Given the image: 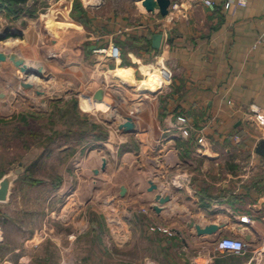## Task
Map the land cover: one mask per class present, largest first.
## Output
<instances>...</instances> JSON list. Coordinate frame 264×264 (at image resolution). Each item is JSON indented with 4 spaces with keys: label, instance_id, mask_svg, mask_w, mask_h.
I'll list each match as a JSON object with an SVG mask.
<instances>
[{
    "label": "crops",
    "instance_id": "1",
    "mask_svg": "<svg viewBox=\"0 0 264 264\" xmlns=\"http://www.w3.org/2000/svg\"><path fill=\"white\" fill-rule=\"evenodd\" d=\"M171 1L180 2L176 16L148 12L139 0H29L19 6L17 15H8L5 9L0 13L29 22L42 17V10L52 3L53 24L64 32L73 28L78 30L76 35L81 34L78 49L83 60L94 62L88 53L93 57V52L103 53L99 49L117 44L121 49L118 61L103 54L94 65L114 69L111 74L120 83L141 91H159L152 98L156 118L152 128L140 117L142 110H147L141 103H134L129 111L136 128L149 135L118 129L126 142L118 146L116 157L107 158L105 170L93 175L103 176L114 187L116 203L115 209L109 206L111 215L103 210L105 215L82 223L102 235L101 251L92 253L90 260L98 258L102 264L107 257L115 258L116 264H264V157L256 151L262 141L260 130L248 115L251 104L264 108V42H258L264 34V0H247L244 6L214 0L215 9L201 0ZM60 9L68 10L70 21ZM159 33L162 40L155 48L153 37ZM92 45L96 49L89 47ZM159 64L165 73L151 77L149 69ZM146 74L148 77L137 79ZM14 80L8 64L0 62L3 106L8 102L12 106L19 94L25 95ZM123 90H113L112 95L124 100ZM104 91L106 96V88ZM55 99L49 97L50 106ZM45 110L47 115L51 107ZM1 111L0 115L13 117L26 110L12 106L5 114ZM180 114L191 125L188 137L173 126ZM58 130L60 126L52 128L53 137ZM59 140L24 142L19 161L25 167L23 174H30L32 166L50 152L70 147H61ZM98 144L88 148L85 159L74 164V172L69 169L64 176H90L84 174L87 168L91 172L100 168L104 146ZM133 168L140 169L141 176L130 175ZM149 179L158 185L157 190L149 191ZM123 185L124 196L120 194ZM79 187L68 196L75 195ZM64 191L59 189L56 195ZM157 193L170 195L160 212L152 209ZM11 196L12 190L9 200L0 202V264H28L27 246L47 243L48 230L53 241H59L62 234L46 221L31 235L28 217H24L28 209L20 213L23 220H16L9 204ZM191 216L201 225L222 227L216 233L198 235L195 228L187 226ZM102 218H107L108 224ZM68 219L65 224L70 227L71 217ZM153 224L164 225L173 234L151 232ZM72 228L76 229L75 222ZM10 230L21 233L14 247L10 246ZM107 238L113 239L115 247H110ZM220 238L243 240L247 248L241 252L215 250ZM69 239L75 242L76 237Z\"/></svg>",
    "mask_w": 264,
    "mask_h": 264
},
{
    "label": "rangeland",
    "instance_id": "2",
    "mask_svg": "<svg viewBox=\"0 0 264 264\" xmlns=\"http://www.w3.org/2000/svg\"><path fill=\"white\" fill-rule=\"evenodd\" d=\"M45 7L42 17L29 19V22L17 21L14 17L8 18L4 12L0 13V35L7 37V40H0V48L16 51L29 61L40 60L46 65L43 76L33 80L34 88L25 90L19 84L25 90V95L19 94L18 101L12 106L26 110L22 113L24 116L21 117V113L13 117L0 115V178L18 165L24 153V142L36 143L42 138L44 141L55 138L60 139L61 147L69 145L66 150H56L54 154L50 152L40 163L32 166L30 174H23L15 181L12 202L9 203L13 205L12 215L21 221V211L28 209V214L24 217H28L26 219L31 235L46 221L48 226H55L56 233L62 234L58 243V240L51 239L52 232L48 230L50 234L46 237L47 243L27 246V254L31 257L28 264H102L98 258L96 261L90 260L92 253L99 254L101 251L99 243L102 235L98 229L84 228L82 223L85 220L91 223L97 216L105 215L103 210L108 211L109 215L113 213L109 206L115 209L114 187L103 176H93L94 170L91 172L88 168L84 174L90 176L64 174L69 169L72 171L75 163L85 159L88 148L98 143L104 146L100 151L103 157L117 156L118 146L126 142L125 137L117 132L118 124L129 115L134 103H141L142 108H147L140 115L145 121L140 120L144 121L147 128H152L156 122L152 98L159 91H141L136 86L120 83L111 74L114 69L103 68L102 64L95 66L98 63L97 57L101 59L104 53L93 52V57L88 53V58H93L94 62L83 60L78 49L81 34L76 35L78 30L73 28L65 32L59 29L53 24L54 4ZM60 11L70 21L68 10ZM9 65L14 82H19L13 74L14 66L11 63ZM159 66L160 64L155 65L150 70ZM146 77L148 74L137 79ZM99 88H106L107 91L102 101L93 97ZM117 89L125 90L124 100L112 95V91ZM36 90L45 93L40 95ZM49 97L56 98L51 106ZM12 106L10 102L3 106L0 100L2 114L9 112ZM50 107L51 110L46 115L45 109ZM56 126H60V130L53 137L52 128ZM135 132L141 133L138 129ZM148 135L141 133L144 137ZM133 144L138 146L135 141ZM79 172L77 171V175H80ZM140 174V169L134 168L130 173L132 176H141ZM76 186L79 187L77 193L68 196V192ZM59 189L65 190L61 196L56 195ZM70 217L68 227L65 221ZM102 221L105 225L109 222L107 218H102ZM74 222L76 229L73 230ZM9 233L12 239L10 246L14 247L15 242L20 239V230H10ZM72 236L76 239L75 242L71 239L70 243L69 238ZM116 236L114 233L113 237ZM119 236H123V233ZM107 241L113 247V239L107 238ZM122 248L126 250L127 247L124 245ZM104 260L103 264H116L115 258L107 257Z\"/></svg>",
    "mask_w": 264,
    "mask_h": 264
},
{
    "label": "water",
    "instance_id": "3",
    "mask_svg": "<svg viewBox=\"0 0 264 264\" xmlns=\"http://www.w3.org/2000/svg\"><path fill=\"white\" fill-rule=\"evenodd\" d=\"M142 3V6L151 13L159 11V13L163 16L168 15L169 6L171 4V0H139ZM0 40H7L5 35H0ZM162 40V34H155L153 37V46L158 48L160 46ZM91 49H96L95 45L89 46ZM35 61V60H34ZM0 62H6L8 67L10 68L9 63L14 66V76L19 80V84L21 88L25 90H30L34 88V83L32 78L42 77L43 76V68L42 66H36L35 63L27 62V59L22 56L20 53L16 51H2L0 50ZM37 94L44 95V91L36 90ZM3 95V94H1ZM94 99L97 101H102L104 98V90L102 88L97 89L93 95ZM44 101V99L42 100ZM118 129L123 132L133 133L137 131L136 124L131 116H126L123 122L118 124ZM257 153L264 157V140H262L257 148ZM107 164V158H102V164L100 168L94 169V173L98 174L100 171L105 170ZM25 172V167L22 162H19L18 165L5 173L0 178V202H6L9 200V196L11 194L12 187L14 185L15 180L21 176ZM150 186L149 191H154L158 189V185L151 179L148 180ZM126 192V187L123 185L121 187L120 194L124 196ZM170 200L169 194H161L157 193L155 196V204L152 205V209L156 212H160L162 210V206ZM189 228H195L196 233L198 235L204 234H213L221 229L222 225L210 223L206 225H201L196 221L194 217H190V221L187 223Z\"/></svg>",
    "mask_w": 264,
    "mask_h": 264
},
{
    "label": "built area",
    "instance_id": "4",
    "mask_svg": "<svg viewBox=\"0 0 264 264\" xmlns=\"http://www.w3.org/2000/svg\"><path fill=\"white\" fill-rule=\"evenodd\" d=\"M201 1L211 9H215L216 7V3L214 0H201ZM228 1L232 3H236L239 6H244L247 3V0H228ZM180 7H181L180 2L171 1L168 15L176 16L179 13ZM258 42H264V34L259 36ZM99 51L103 52L108 57L116 61L121 58V49L117 44L114 43H112L108 48L99 49ZM167 71L168 72H166L167 73L166 76L170 79L171 72L170 70ZM160 73L163 74L165 72H163V70H160ZM248 115L250 121L259 128L261 140H264V108L257 104H251ZM173 126L180 131L183 137H188L190 135L191 125L189 123L188 118L185 115H181V114L178 115L176 117V121ZM202 141H203V137L198 139L199 143H202ZM143 211L146 210L144 209ZM149 230L151 232H159V233L167 234L169 236L173 234V231L170 228L160 224L151 225L149 227ZM214 248L215 250L231 249L236 252H241L244 251L247 248V246L245 242L240 239L220 238L216 241Z\"/></svg>",
    "mask_w": 264,
    "mask_h": 264
},
{
    "label": "trees",
    "instance_id": "5",
    "mask_svg": "<svg viewBox=\"0 0 264 264\" xmlns=\"http://www.w3.org/2000/svg\"><path fill=\"white\" fill-rule=\"evenodd\" d=\"M28 1L29 0H0V9H5L7 11L8 15H17L19 13V10H20L19 6L27 3ZM70 131H72V130L70 129ZM76 131H78V130H76ZM82 132L83 131H80V133H82ZM83 133H85V132H83Z\"/></svg>",
    "mask_w": 264,
    "mask_h": 264
},
{
    "label": "bare ground",
    "instance_id": "6",
    "mask_svg": "<svg viewBox=\"0 0 264 264\" xmlns=\"http://www.w3.org/2000/svg\"><path fill=\"white\" fill-rule=\"evenodd\" d=\"M140 3H141V1H139ZM141 5H142V3H141ZM27 62H32V61H29V60H27ZM33 62L35 63V65L36 66H42V68H43V71L46 69V65L44 64V62L43 61H40V60H33ZM160 70H162L161 69V66H159V68L157 67L155 70H153V71H151L150 69H149V75L151 76V77H153V78H159V77H161L163 74H161L160 73ZM39 77H36V78H32V80H34V79H38ZM129 114V113H128ZM131 114H133V113H131ZM131 114H129V115H127V116H131L132 117V115Z\"/></svg>",
    "mask_w": 264,
    "mask_h": 264
}]
</instances>
